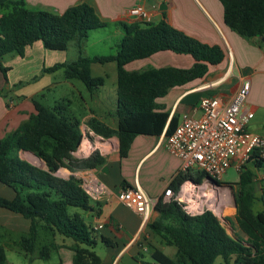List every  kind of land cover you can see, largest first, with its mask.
I'll use <instances>...</instances> for the list:
<instances>
[{
  "label": "trees",
  "instance_id": "trees-1",
  "mask_svg": "<svg viewBox=\"0 0 264 264\" xmlns=\"http://www.w3.org/2000/svg\"><path fill=\"white\" fill-rule=\"evenodd\" d=\"M219 1L224 10V22L231 30L245 39H264V0ZM0 10L3 12L0 17V72L5 80L9 69L2 66L4 57H24L26 49L36 42H42L46 49L54 51H66L72 42H76L80 53L76 61L56 64L43 72L49 74L63 70L67 80H79L93 92L104 86L106 80L92 76V65L116 63L118 108L115 116L126 128L140 115L153 113L157 109V100L165 97L170 89L202 79L209 66H218L226 58L219 46L204 44L164 21L154 24L140 20L122 24L124 36L117 46L116 55L86 57L82 48L89 33L108 27L89 4L81 3L56 14L30 10L20 0H4ZM167 51L189 55L195 64L190 69H127L135 61ZM34 105L35 114L0 140V183L15 193L13 199L0 196V208L30 220L29 233L20 241V248L29 261L36 253L39 259L48 260L55 247L52 240L60 235L74 242L71 247L73 264H101L100 257L94 252L96 231L86 223L83 215L94 208L95 201L79 179L74 176L63 179L55 174L61 168L72 173L99 169L105 165L106 159L99 151H94L86 159L74 157L83 134L81 120L70 112L68 103L58 101L53 106H45L34 100ZM165 118L166 115L155 114L153 129L156 134H159ZM87 125L105 139L117 137L120 159L128 156L136 136L129 129L117 131L96 118L89 119ZM174 130H168L167 137ZM20 150L31 152L43 160L48 171L14 156ZM254 169L262 173L264 182L261 149L254 151L234 184L237 186L235 221L242 235L236 231L231 218L226 220L235 237L228 233L212 211L205 210L192 216L176 202H164L161 197L155 206L158 218L148 226L162 244L174 247L176 254L172 259L155 250L153 261L156 264H216L221 259L222 264H264V191L260 197L257 196ZM205 178L204 173L180 171L169 187L179 193L186 182L201 185ZM216 182L224 185L222 181ZM256 202L262 204V210H255ZM100 239L105 247L115 246L103 236ZM0 264H10L2 245Z\"/></svg>",
  "mask_w": 264,
  "mask_h": 264
},
{
  "label": "crops",
  "instance_id": "crops-1",
  "mask_svg": "<svg viewBox=\"0 0 264 264\" xmlns=\"http://www.w3.org/2000/svg\"><path fill=\"white\" fill-rule=\"evenodd\" d=\"M20 1H23L30 10H45L56 14H62L72 6L87 3L95 9L103 22L108 26L116 27V35L121 39L124 36L122 24L138 22L137 19L128 17L126 13L141 4L151 14L150 23L157 24L164 21L191 38L209 46H219L224 50L226 58L222 64L209 66L208 73L202 79L170 89L165 97L157 100V109L153 113L140 115L136 120L129 122L128 128L115 116L118 108L116 84L110 91L105 90V83L104 86L90 92L79 80H67L64 76L63 81L56 82L42 77L44 82L36 84L33 87L36 88L34 91H24L20 93V97H10V99L8 96L5 98L0 96L1 140L35 114L34 96L42 94L44 89L52 90L57 84H65L70 89V94L64 93L58 101L69 104L70 112L81 120L80 129L83 134L81 145L73 153L74 157L86 159L94 151H99L106 159L104 165L107 167L106 172H102L104 166L74 173L65 168L60 169V176L63 179L74 176L81 181L82 186L104 190L101 199L95 202L94 208L83 213L84 218L95 219L91 223L87 222L92 229L95 230L98 224L102 225L101 229L95 230L99 236L115 243L114 247H106L103 256L97 254L101 264H128L130 262L128 257L137 264H156L152 259L155 250L173 259L176 251L167 254L169 246L162 244L161 239L149 229L148 224L158 218L155 209L145 222L140 214L119 203L117 196L125 187L138 186L152 199L157 200L162 196L173 178L181 171L182 166V161L169 154L165 148L167 132L179 125L183 114L199 116L200 112L194 113V111L198 109L202 98L229 99L243 81H249L251 90L244 110L253 112L252 120L257 113H264L263 40L245 39L231 30L224 22V10L219 0ZM3 2L4 0H0V4ZM2 15L3 12H0V17ZM57 52L59 51L46 49L42 42H36L26 49L24 57L15 55L11 63L2 64L9 71L6 75L7 80L3 76L0 77V90L5 87L11 90L16 84H27L35 80L38 75H42L44 69L60 64L63 61L54 54ZM194 64L195 60L189 55H178L167 51L157 53L145 60L135 61L127 69L130 71L164 67L190 69ZM13 76L14 79H11ZM157 113L166 115L159 134L153 129ZM91 118H96L117 131L129 129L136 135L126 158L119 157L120 141L117 137L105 139L91 131L87 125V121ZM257 129L255 127L256 131ZM32 154L20 150L15 152L14 156L39 166L40 162ZM0 196L13 199L15 193L11 188L0 183ZM30 224V220L23 216L0 208V229H2L0 245L5 248L6 256L7 250L18 248V243L12 242L11 238L18 234L21 241V238L29 233ZM5 238L13 243L12 246L3 242ZM52 241L55 247L48 260L39 259L36 253L31 261L25 255L24 264H36L37 261H45L46 264H73L74 252L71 247L74 242L60 235ZM143 253L148 254L149 259H146ZM216 264H222V260L218 259Z\"/></svg>",
  "mask_w": 264,
  "mask_h": 264
},
{
  "label": "built area",
  "instance_id": "built-area-1",
  "mask_svg": "<svg viewBox=\"0 0 264 264\" xmlns=\"http://www.w3.org/2000/svg\"><path fill=\"white\" fill-rule=\"evenodd\" d=\"M126 14L142 22L151 21V14L141 4L129 9ZM250 90V82L243 81L229 99L202 98L198 109L194 111H199V116L182 115L179 125L165 142L167 152L182 161L181 171L200 172L212 180L222 181L229 169L234 168L240 172L256 149H261V156L264 157V139L248 131V125L254 116L253 112L244 110ZM187 183L194 187L192 200L201 202L204 197L199 194V188L204 184L200 186L191 181L185 184ZM185 184L179 193L168 186L161 197L164 202H176L192 216L199 215L204 209L192 210L188 200L182 196ZM211 184L209 185L212 186ZM82 187L95 202L101 199L104 192L101 188ZM159 199L150 198L139 186L122 189L117 196L119 203L140 214L145 222ZM101 228V224L95 226V230Z\"/></svg>",
  "mask_w": 264,
  "mask_h": 264
},
{
  "label": "rangeland",
  "instance_id": "rangeland-1",
  "mask_svg": "<svg viewBox=\"0 0 264 264\" xmlns=\"http://www.w3.org/2000/svg\"><path fill=\"white\" fill-rule=\"evenodd\" d=\"M1 12V10H0ZM116 27L114 25H109L106 28L103 29H97L94 30L92 32L89 33V37L88 40L85 41L83 43V48H82V52H83V56L86 57H109V56H113L116 55L117 53V45L120 43L121 38L119 36L116 35ZM57 58L60 59V61H63L61 63H70L73 61H76L79 57V49L77 47L76 42H72L69 46V48L66 51H59L57 53H54ZM15 55H8L6 57H4L2 64L4 63H11L12 59ZM92 76L93 77H103L105 78V90L110 91L112 89V87L115 86L116 81H117V67H116V63L111 62V63H107V64H93L92 67ZM42 75H38L37 78H35V80L25 84H19V85H15L13 87H11V90H8L7 87H5L4 89L0 90V96L5 98V96H8V99H10V97H20V93L25 92H29L30 90L34 91L36 88L33 89L34 86H36V84L39 83H43L44 81L41 79L42 77H44L46 80H53L56 82L59 81H63L64 80V72L63 70H59L55 73H51L53 75L51 76H47L42 72ZM3 74H1L0 72V77H2ZM15 76H13L11 79H14ZM4 78V77H3ZM5 82V80H4ZM3 91V92H2ZM69 92L70 94V89L65 85V84H57V87L52 89V90H47L44 89L42 91V94H40L39 96H34V100L41 103L42 105L45 106H53L56 102H58V99L60 96H62L64 93L67 94ZM255 127H257V131L255 130ZM248 131L254 135H260V137H262L264 139V113L263 112H259L256 114L255 119L251 120V122L249 123V127H248ZM255 173H256V189H257V196L260 197L264 191V182H263V178H262V173L259 170L254 169ZM239 173L237 172L234 168H231L227 171V173L224 175L222 182L224 183V185H221L222 187H217L212 185L211 183H207L206 180L203 181V184H211L214 189L217 190V192L220 190H227L230 192V195L232 196V192L231 190L228 188V186H233V192L234 194L236 193L237 190V186H235L234 184L238 182L239 180ZM62 175V173H61ZM200 185V186H201ZM212 186H209L212 188ZM200 191L202 192L201 194L203 195L204 193H206L205 190H201V187L199 188V194ZM204 200V199H203ZM190 203H196L194 202L192 199L190 200ZM192 208V207H191ZM202 209L204 210H210L212 212H214L217 216L218 219L221 221V223L223 224V226L226 228V230L228 231L229 234H231L232 236L235 237L234 235V231L233 229H231V225L230 223L225 219V218H231L234 222V226L236 231H238L240 233V235H242L241 231L239 230V228L237 227L236 221H235V214H236V208L234 207V202L233 200H231L228 203V208H226L227 212L224 213H219L217 214V212H215L212 208H208L206 206H204ZM263 209V206L260 202H256V207L255 210L256 211H260ZM193 210V208H192ZM86 219V223H91L93 222L95 219L93 218H85ZM2 230V229H0ZM94 236L96 238L97 241V246L94 249V252L100 256H103L105 254V245L101 242L100 236L98 233L94 232ZM67 240H71V239H67ZM12 242H17L18 243V248H14L13 250H7V258L10 264H24L26 263V258H25V254L23 253V251L20 248V239H19V235L17 234V236H14L11 238ZM3 242L9 243V245L12 246V242H10V240L8 238H5V240ZM71 242V241H70ZM176 249L174 247H169L166 251L167 254H171L173 252H175ZM143 255H145L146 259H149V255L146 253H143ZM55 257H53L54 259ZM128 260H130V262L128 264H137V262L135 263V261H133L131 258L128 257ZM39 262V263H38ZM36 264H46L45 261H37Z\"/></svg>",
  "mask_w": 264,
  "mask_h": 264
},
{
  "label": "bare ground",
  "instance_id": "bare-ground-1",
  "mask_svg": "<svg viewBox=\"0 0 264 264\" xmlns=\"http://www.w3.org/2000/svg\"><path fill=\"white\" fill-rule=\"evenodd\" d=\"M209 186V184L205 183L201 187V190L206 191V193H204L203 195L200 191V195L204 197V200H202L201 202L190 203V200L192 199L191 195L194 191V187L190 183L184 185L182 196H184L188 200L190 208L192 207L194 211H201L202 208L206 206L208 208H212L215 212H217V214L227 212L226 208H228L230 198L231 200H233L230 192L227 190H220V192H217V190L214 189L213 186L212 188Z\"/></svg>",
  "mask_w": 264,
  "mask_h": 264
},
{
  "label": "water",
  "instance_id": "water-1",
  "mask_svg": "<svg viewBox=\"0 0 264 264\" xmlns=\"http://www.w3.org/2000/svg\"><path fill=\"white\" fill-rule=\"evenodd\" d=\"M262 40H263V42H264V39H262ZM32 155H34V154H32ZM34 157L40 162V165H39V166H37V165H34V166H37V167H39L40 169H43V170H45V171H48V168H47L45 162H44L43 160H41L40 158H38L36 155H34ZM106 171H107V167L104 166L103 169H102V172H106ZM55 176L61 178V176H60V170L55 174ZM205 180L208 181V182H210V183H213V184H214L215 186H217V187H222V186L219 185L215 180H212L211 178L206 177ZM228 188H229V189L231 190V192H232V197H233L234 207L236 208V207H237V202H236V196H235V194H234V192H233V186H230V185H229ZM204 211H205V210H202L199 214H202ZM213 213H214V212H213ZM214 214H215V213H214ZM215 215H216V214H215ZM216 216H217V215H216ZM217 217H218V216H217ZM225 219H226V218H225Z\"/></svg>",
  "mask_w": 264,
  "mask_h": 264
}]
</instances>
